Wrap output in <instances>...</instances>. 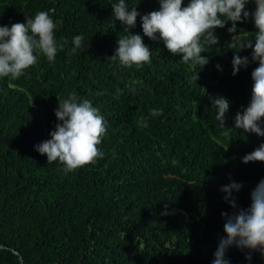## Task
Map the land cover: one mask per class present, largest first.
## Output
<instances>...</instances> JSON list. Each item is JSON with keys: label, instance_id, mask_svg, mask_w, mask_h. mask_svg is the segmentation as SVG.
I'll return each instance as SVG.
<instances>
[{"label": "trees", "instance_id": "16d2710c", "mask_svg": "<svg viewBox=\"0 0 264 264\" xmlns=\"http://www.w3.org/2000/svg\"><path fill=\"white\" fill-rule=\"evenodd\" d=\"M117 3L0 0V26L46 11L59 22L57 40L66 41L54 61L38 54L20 78H0V264H212L226 238L222 213L236 211L222 186L242 184L232 196L247 209L264 179V162L242 160L264 136L234 126L250 103L258 61L233 75L232 22L215 29L219 43L201 53L209 62L200 69L172 55L159 34L144 35L141 16L159 10V0H125L140 13L129 31L113 15ZM255 9L248 0L250 16L237 22L235 34L253 46ZM131 34L151 49V63L140 69L110 58L118 39ZM76 35L85 46L73 53ZM251 53L236 54L251 61ZM132 81L139 82L135 94ZM70 93L91 101L107 129L98 146L103 158L65 174L62 163H48L35 146L51 138L58 98ZM216 97L230 105L223 127ZM152 109L163 111L153 117ZM142 117L148 127L140 126ZM225 258L264 264L259 251L235 245Z\"/></svg>", "mask_w": 264, "mask_h": 264}, {"label": "clouds", "instance_id": "9594fccd", "mask_svg": "<svg viewBox=\"0 0 264 264\" xmlns=\"http://www.w3.org/2000/svg\"><path fill=\"white\" fill-rule=\"evenodd\" d=\"M160 9L141 16L144 35L152 40L163 41L169 52L179 55L183 63L203 68L209 59L201 53L209 51L212 45L219 43L215 34L216 28H223L228 21L232 26L228 28L233 33L228 48L234 51L232 60L233 75L241 67L247 68L250 62L258 61V67L251 72L253 80L251 100L243 112H238L234 118V126L246 133H255L264 136V0H255L256 9L251 13L254 19L255 33L253 40L242 41L237 33V22L249 18L246 10L248 0H190L187 6H182L183 0H159ZM115 19L126 25V31L135 28L140 13L134 6L131 11L125 0L112 5ZM58 21L46 11H39L34 18L27 19L26 23H13L10 27L0 26V78H20L24 72L38 62V54L43 55L49 62L54 61L58 51L63 50L64 43L56 38ZM72 52L85 46L84 37H73ZM118 47L110 58L118 59L126 67L137 69L151 63V49L143 42L139 34L126 35L119 38ZM89 42L87 47H89ZM251 48V61L247 56L236 54L239 51ZM219 68L220 66L217 65ZM198 76L196 77V80ZM138 81H132L129 90L135 94ZM217 108L216 119L221 126H225L226 113L229 102L224 97L212 98ZM58 123L55 130L50 132V139L36 145V150L47 156V162L59 161L64 165L65 174L85 165L95 164L103 158L104 153L98 147L102 143L107 129V121L100 110L94 107L88 99L81 100L76 93H70L66 99L58 98V107L54 110ZM162 109H152L150 116L162 114ZM148 118L142 117L141 127H148ZM244 163L249 161L264 162V143L242 158ZM242 184L232 182L222 186L225 192L224 199L236 209L231 215L222 213L226 217L222 238L214 253L212 264H229L225 258L229 246L247 248L250 251H259L264 255V179H261L251 192V205L247 209L237 208L233 190L237 192ZM231 197V199H230ZM246 259L251 260V255Z\"/></svg>", "mask_w": 264, "mask_h": 264}]
</instances>
